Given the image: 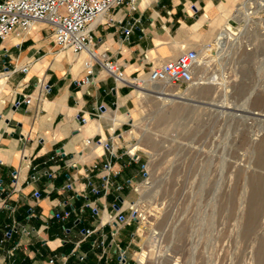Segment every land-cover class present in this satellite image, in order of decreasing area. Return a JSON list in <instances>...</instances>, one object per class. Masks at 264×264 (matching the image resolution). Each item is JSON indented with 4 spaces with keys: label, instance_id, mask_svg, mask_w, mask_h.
<instances>
[{
    "label": "crops",
    "instance_id": "obj_1",
    "mask_svg": "<svg viewBox=\"0 0 264 264\" xmlns=\"http://www.w3.org/2000/svg\"><path fill=\"white\" fill-rule=\"evenodd\" d=\"M236 2L138 0L135 10L126 3L93 24L91 47L128 78L143 76L208 48ZM88 58L61 49L46 22L0 39V264H118L119 248L128 264L146 263L141 222L115 221L131 216L144 178L141 159L129 153L136 88L95 61L93 81L83 84ZM78 244L82 262L72 255Z\"/></svg>",
    "mask_w": 264,
    "mask_h": 264
},
{
    "label": "rangeland",
    "instance_id": "obj_2",
    "mask_svg": "<svg viewBox=\"0 0 264 264\" xmlns=\"http://www.w3.org/2000/svg\"><path fill=\"white\" fill-rule=\"evenodd\" d=\"M236 1L237 37L219 58L214 37L198 49L196 84L134 91L145 264H264V1ZM213 73L219 81L203 83Z\"/></svg>",
    "mask_w": 264,
    "mask_h": 264
},
{
    "label": "built area",
    "instance_id": "obj_3",
    "mask_svg": "<svg viewBox=\"0 0 264 264\" xmlns=\"http://www.w3.org/2000/svg\"><path fill=\"white\" fill-rule=\"evenodd\" d=\"M138 0H3L0 1V39H5L12 32H25L36 22L48 23L54 35L55 43L63 50H71L74 54L87 52L89 58L85 60V76L83 84H90L93 81L95 70L93 62H98L105 71L112 75L117 83L124 86L138 88L144 80L148 83H163L170 85L190 86L196 82V70L199 65V52L196 49L187 50L177 57L170 59L162 64L154 66L146 74L147 78L136 76L128 78L123 68L113 61L107 54H99L91 46L93 43L92 26L101 16L110 10L129 3L133 10L136 9ZM132 27L124 28V33L129 36ZM24 102L30 104L32 99L26 96ZM17 105L21 101L16 102ZM89 142V140H88ZM133 159L139 160L140 155L129 150ZM110 169V164L105 166ZM51 175V172H47ZM33 179L37 178L35 173ZM14 184H17L15 176ZM135 205H132V213L129 218L119 214L116 222H126L128 224L137 220L140 221ZM71 212L66 211L59 218L69 217ZM92 230L85 231L86 236H90ZM80 246L73 249L72 255L82 262L86 255L79 250ZM55 260L52 259L53 263ZM118 264H128L127 252L119 248ZM140 264H145L141 260ZM66 264V263H63Z\"/></svg>",
    "mask_w": 264,
    "mask_h": 264
},
{
    "label": "bare ground",
    "instance_id": "obj_4",
    "mask_svg": "<svg viewBox=\"0 0 264 264\" xmlns=\"http://www.w3.org/2000/svg\"><path fill=\"white\" fill-rule=\"evenodd\" d=\"M253 4H255V3L254 2H249V5H246V7L244 9V11H245V19L244 20L246 22L245 26L251 21V18H250V16L248 14H249L251 8H253ZM239 20L240 19H237V21H239ZM231 26L232 25L230 23H228V25L226 27H224L220 31V33L216 36V39H215V42H214L213 45L215 46V49H214L215 55L218 58L221 57L227 51V47L229 46L228 45L229 44V40L235 38V36H236V34L234 33V31H233ZM241 28L239 29V31L241 30ZM242 30H243V28H242ZM219 79H220L219 75L216 74V73H213L212 75L208 76L206 78V80H203V83L214 84V83H217V81H219ZM195 84H196V82H195ZM146 85H149V87H153V88L159 90V89H161V84L154 83L153 85H151L146 80H144V82H142L141 85L138 87V89H142L141 91H143L145 93H148V94H150L152 92L155 93V94H160V92H154V91H152L149 88L145 89ZM184 97H185V93L184 92L183 93L180 92V94H178L176 96H171L170 94H166L165 97H163V99L166 101L164 104L172 102V101H175V99H184ZM132 153H135V151H133Z\"/></svg>",
    "mask_w": 264,
    "mask_h": 264
},
{
    "label": "water",
    "instance_id": "obj_5",
    "mask_svg": "<svg viewBox=\"0 0 264 264\" xmlns=\"http://www.w3.org/2000/svg\"><path fill=\"white\" fill-rule=\"evenodd\" d=\"M230 22L232 23V25H234V26H237L238 25V23L237 22H235L234 20H230Z\"/></svg>",
    "mask_w": 264,
    "mask_h": 264
}]
</instances>
